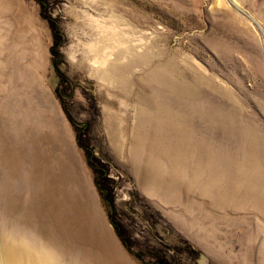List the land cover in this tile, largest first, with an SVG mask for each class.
Returning a JSON list of instances; mask_svg holds the SVG:
<instances>
[{
  "label": "rangeland",
  "instance_id": "374dc122",
  "mask_svg": "<svg viewBox=\"0 0 264 264\" xmlns=\"http://www.w3.org/2000/svg\"><path fill=\"white\" fill-rule=\"evenodd\" d=\"M25 107L64 135L78 210L129 264H264V0H0L1 134ZM4 170L0 264H46Z\"/></svg>",
  "mask_w": 264,
  "mask_h": 264
},
{
  "label": "bare ground",
  "instance_id": "6f19581e",
  "mask_svg": "<svg viewBox=\"0 0 264 264\" xmlns=\"http://www.w3.org/2000/svg\"><path fill=\"white\" fill-rule=\"evenodd\" d=\"M192 98L201 111L203 106L197 93ZM143 113L144 110L140 114ZM31 114L29 107L22 108L19 117L14 119L22 131L0 133V169H5L8 179L27 182L31 189L22 220L43 243L46 264H57L60 259L71 264H129L109 237L96 207L93 205L89 212H84V207H81L83 212L78 210L76 204L80 206V201L73 200L72 187L81 175L72 155L68 157L70 150L64 135L42 113H35L32 119ZM48 136L53 139H47ZM43 144L48 147L43 148ZM241 152L245 155L244 161L230 153L224 159V163L238 170L237 180L245 179V174L255 170L245 146ZM19 199L20 196L8 195V201L19 202ZM33 220L37 222L31 224ZM22 258L24 255L11 252L4 255L9 263H29Z\"/></svg>",
  "mask_w": 264,
  "mask_h": 264
}]
</instances>
